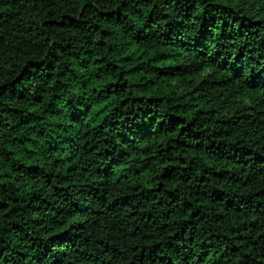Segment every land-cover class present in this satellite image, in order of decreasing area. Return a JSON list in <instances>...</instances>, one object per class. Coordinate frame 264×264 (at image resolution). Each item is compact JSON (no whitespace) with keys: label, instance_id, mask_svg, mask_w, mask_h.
I'll return each instance as SVG.
<instances>
[{"label":"trees","instance_id":"trees-1","mask_svg":"<svg viewBox=\"0 0 264 264\" xmlns=\"http://www.w3.org/2000/svg\"><path fill=\"white\" fill-rule=\"evenodd\" d=\"M0 264H264V0H0Z\"/></svg>","mask_w":264,"mask_h":264}]
</instances>
